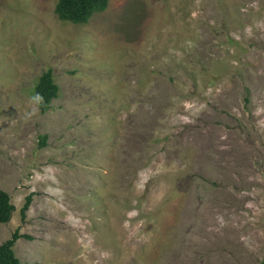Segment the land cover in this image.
Returning a JSON list of instances; mask_svg holds the SVG:
<instances>
[{"label":"rangeland","instance_id":"1","mask_svg":"<svg viewBox=\"0 0 264 264\" xmlns=\"http://www.w3.org/2000/svg\"><path fill=\"white\" fill-rule=\"evenodd\" d=\"M55 3L0 0V242L18 226L38 264H264V0H108L83 22Z\"/></svg>","mask_w":264,"mask_h":264},{"label":"trees","instance_id":"2","mask_svg":"<svg viewBox=\"0 0 264 264\" xmlns=\"http://www.w3.org/2000/svg\"><path fill=\"white\" fill-rule=\"evenodd\" d=\"M108 0H56L54 10L58 17L73 22H83L94 12L103 10ZM34 94L40 111L45 112L51 106V101L58 95V84L54 81L52 69L48 67L38 76L34 86ZM40 143H44L41 137ZM31 196L28 194L20 207L21 218L24 219L29 207ZM15 206L10 201L7 191L0 188V222H7ZM19 237H29L26 233L19 232L15 227L10 236L0 242V264H38L36 261H23L14 252L13 245Z\"/></svg>","mask_w":264,"mask_h":264}]
</instances>
